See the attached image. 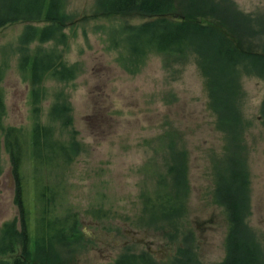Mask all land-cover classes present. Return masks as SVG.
<instances>
[{
    "label": "rangeland",
    "instance_id": "374dc122",
    "mask_svg": "<svg viewBox=\"0 0 264 264\" xmlns=\"http://www.w3.org/2000/svg\"><path fill=\"white\" fill-rule=\"evenodd\" d=\"M198 1L203 0H175V13L187 17ZM216 1L233 8L244 26L257 28L264 17V0ZM63 2L65 18L54 37L34 38L25 50L20 43L25 27L39 30L48 21L17 17L0 26L3 124L30 132L40 122L52 128L54 138L74 139L82 148L69 165L42 170L48 183L63 184L52 194L55 198L48 202L46 214L40 211L32 164L27 163L24 199L32 211L30 226L46 227L51 221L65 227L69 243L55 245L60 264H113L124 252L142 251L157 264L220 263L227 254L229 221L224 207L213 199L211 160L223 150L224 132L216 125L197 55L187 52L185 58H169L149 50L134 66L126 60L130 56L127 36L149 18L105 14L97 9L96 0ZM244 31L243 39L250 45L264 41V35L256 37L249 28ZM44 53L75 65L78 73L65 80L47 74L38 85L41 101L33 113L29 71L22 69L21 62L26 54ZM238 82L234 107L246 123L243 139L250 177L246 222L264 258V78L242 71ZM61 104L67 106L68 124L52 111ZM168 141L174 143L171 150ZM175 152L184 154L187 167L186 208L181 214L139 226L140 194L171 183L166 168ZM14 198L15 181L2 141L0 230L5 221L16 218L19 224Z\"/></svg>",
    "mask_w": 264,
    "mask_h": 264
},
{
    "label": "trees",
    "instance_id": "16d2710c",
    "mask_svg": "<svg viewBox=\"0 0 264 264\" xmlns=\"http://www.w3.org/2000/svg\"><path fill=\"white\" fill-rule=\"evenodd\" d=\"M96 3L97 9L105 14H133L149 18L133 27V30L130 26L132 32L127 36L130 43V56L126 58L128 63L136 66L143 61L149 50L165 54L169 58H185L187 52L197 55V63L210 95L209 105L216 114V125L224 132L223 150L219 155L212 156L211 160L213 199L224 207L229 221L227 254L218 264H264L262 248L250 233L246 222L250 211V177L243 139L246 123L234 107V94L238 92L240 72L264 78V41L259 45H250L245 40L244 31L249 28L254 36H263L264 17L258 20L257 28L244 26L242 18L233 8L216 0L198 1L197 8L192 9L187 17L175 13V0H96ZM63 6V0H0V26L17 17L48 21L39 30L31 25L25 27L20 39L21 50H25V46L34 38L44 41L54 37L56 26H61L65 18ZM21 67L29 71L31 103L35 106L41 101L38 85L47 74L65 80L74 78L78 73L75 65L68 66L58 56L49 53L32 57L26 54L22 57ZM2 78L0 68V82ZM66 110L65 104L52 108L55 116L64 124L70 123ZM3 111L4 91L0 85V150L3 141L15 181L14 201L18 207L19 219L18 225L16 218L2 224L0 264H37V261L39 264H60L56 258L58 253L55 245H67L69 235L66 234L65 227L58 226L57 222L53 224L48 221L46 227L42 223L34 228L30 226L32 211L24 199L27 182L24 170L31 161L34 193L37 200L40 199V211L46 214L49 212V208H46L48 202L55 198L52 194L57 192L58 186L62 188L63 184L51 185L48 183L49 177L46 179L42 170L69 165L82 148L74 139L64 142L54 138L52 128L41 125L40 122H35L30 132L16 126H5L2 121ZM32 111L37 113L38 106ZM261 111L264 114V97ZM173 145V142L168 141L167 149H173ZM170 159L166 175L171 183L167 187L159 184L151 192L142 190L140 194L141 213L136 217L139 226L159 218L181 214L186 208L189 187L184 154L172 153ZM46 190L50 193L49 196ZM17 243H20V251L16 253ZM113 264L157 263L151 258V254L142 251L124 252Z\"/></svg>",
    "mask_w": 264,
    "mask_h": 264
}]
</instances>
